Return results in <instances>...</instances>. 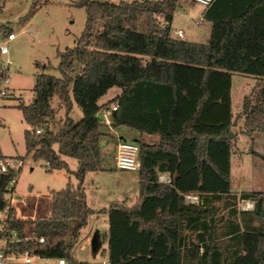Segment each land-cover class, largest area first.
Wrapping results in <instances>:
<instances>
[{
	"label": "trees",
	"instance_id": "16d2710c",
	"mask_svg": "<svg viewBox=\"0 0 264 264\" xmlns=\"http://www.w3.org/2000/svg\"><path fill=\"white\" fill-rule=\"evenodd\" d=\"M81 3L87 11L86 27L74 47L59 53L62 76L37 74L33 102L26 105L19 98L18 104L31 126L24 133L27 154L32 152L35 160L44 159L50 170L69 169L62 155L75 158L78 167L73 173L78 184L68 183L52 192L51 216L34 224L33 237H44V243L25 240L24 220L14 207L8 231L16 229L21 246L44 257L94 264L75 260L71 251L93 212L84 187L86 175L102 169L105 123L100 118L104 105L99 101L116 86L122 93L112 99L118 104L112 127L158 134L159 141L139 144L138 201L114 205L108 211L109 230L104 241L110 264H264L261 192L240 194L241 199L253 200L255 209L243 212L241 222L228 220L222 235L235 241L236 249L230 254L223 253L217 242L213 217L215 202L237 198L231 184L237 138L232 72L264 78V0H212L202 19L212 24L206 43L171 35L179 0ZM158 17H163L166 25ZM100 20L103 30L95 35ZM3 33L8 36L13 32L5 28ZM143 57L149 60L144 62ZM55 94L67 107L57 131L51 129L57 114L51 105ZM73 101L83 112L79 121L70 116ZM251 104L245 97L243 133L253 137L258 130L263 132L264 160V85ZM37 128L42 133L37 134ZM160 171L172 174L171 185L158 181ZM10 178L0 179L1 190ZM189 192L200 195L199 205L185 203L183 194ZM231 198L226 199V205L234 218L238 211L231 207L235 204ZM6 205L0 193V207Z\"/></svg>",
	"mask_w": 264,
	"mask_h": 264
},
{
	"label": "rangeland",
	"instance_id": "374dc122",
	"mask_svg": "<svg viewBox=\"0 0 264 264\" xmlns=\"http://www.w3.org/2000/svg\"><path fill=\"white\" fill-rule=\"evenodd\" d=\"M82 1L84 0H0V46L6 44L9 48L7 54L0 55V63H11L8 69L11 94L0 101V153L24 159L16 185L18 197L13 206L18 217L24 220V231L28 237L34 236V224L37 219L51 216L53 190L65 188L68 183L77 186L78 179L73 172L78 167V161L65 156L69 169L50 170L44 159L35 160L32 152L27 154L24 133L25 130L31 129V126L24 120L22 110L18 107V97L23 96L26 105L33 102L36 75L39 73L62 76L58 69L59 53L74 47L86 27L87 11ZM100 1L119 3L133 0ZM179 3L172 21L171 35L176 37L175 31L182 29L185 33L182 39L208 42L211 23L207 20L199 23V19H203L206 6L195 0H179ZM158 20L162 25H166L163 17H158ZM5 28L11 29L15 34L14 39L9 40L7 35H4ZM101 30L103 22L100 20L95 35ZM147 60L149 57H143L144 62ZM79 71L80 66H77L76 72ZM232 80L233 130L237 138L231 159V184L233 194L237 198H229L234 201L235 204L231 207H235L238 214L234 218L230 215L231 208L226 205L228 197L215 202L213 206V217L217 222V242L225 254H230L236 249L235 241L222 235L227 229L228 220L241 222L243 212L251 213L255 209L253 202L254 209L245 210L243 205L247 199H241L240 194L243 191H259L264 195V160L259 155L263 150V132L258 130L253 137L243 133L244 98L247 97L253 105L255 93L264 85V78L233 71ZM120 92L121 88L112 87L100 99V104L112 106V99ZM51 105L57 111L55 120L51 122V129L57 131L63 125L67 107L58 94L51 98ZM70 116L75 121L83 117L82 109L75 102ZM102 130H109V126L103 125ZM116 141L110 138L108 144L102 148V169L87 173L85 178L87 202L93 212L87 225L80 230L78 240L71 251V256L78 261L95 264L108 260V247L104 237L109 230V209L122 203L133 205L139 199L140 172L116 167ZM55 149H58V145H55ZM74 224L73 221L71 228ZM96 234L101 238L100 246L94 253L93 239ZM189 235L195 239L194 233ZM67 240L70 242V238ZM50 264H57V260L52 259Z\"/></svg>",
	"mask_w": 264,
	"mask_h": 264
},
{
	"label": "built area",
	"instance_id": "2783aa9c",
	"mask_svg": "<svg viewBox=\"0 0 264 264\" xmlns=\"http://www.w3.org/2000/svg\"><path fill=\"white\" fill-rule=\"evenodd\" d=\"M208 6L211 4L212 0H195ZM199 23L201 20L199 19ZM175 36L177 38H183L185 33L182 29L175 31ZM7 38L9 40L15 38L14 33H10ZM9 52L8 46H0V55H5ZM11 63H0V101L4 98L10 96V86H9V75L8 69L10 68ZM18 98H23L19 96ZM118 108V104L114 103L112 106H103L100 111V118L102 121L111 125L112 114ZM37 134L42 133V129L37 128ZM24 164V159L14 156H4L0 154V179L5 176H11L10 180L5 185L4 189L0 193L2 200L6 201L7 205L5 207H0V264H50L51 260L54 258L44 257L40 253L29 249L23 248L21 246L22 238L19 235L16 229L8 231L7 226L10 219V209L13 208L15 199L18 197L16 190V185L18 182V175ZM116 167L124 170H140L141 168V159H140V146L138 143L130 141L125 138H121L117 142L116 147ZM158 181L163 184L171 185L173 181L172 174L169 171H160L158 173ZM184 201L187 204H196L201 203V197L197 193H184ZM247 199L244 202L243 208L245 210L254 209V201H249ZM25 240L31 241L35 240L39 243H44V237H28L26 236ZM57 264H68L65 258H55ZM95 264H110L109 261H104L102 263Z\"/></svg>",
	"mask_w": 264,
	"mask_h": 264
},
{
	"label": "crops",
	"instance_id": "0c3cea01",
	"mask_svg": "<svg viewBox=\"0 0 264 264\" xmlns=\"http://www.w3.org/2000/svg\"><path fill=\"white\" fill-rule=\"evenodd\" d=\"M202 20V19H200ZM203 21V20H202ZM211 23V22H210ZM202 24V22L200 23ZM212 26V24H211ZM122 93V89L121 92L119 94ZM118 94V95H119ZM100 103V102H99ZM245 119V118H244ZM107 125V124H105ZM109 126V130H104L103 132L105 133V135H103L102 139V145L103 147H105L108 142L110 141V138L112 139V141L114 139H116V143L118 142L119 139L121 138H125V139H132L133 141H136L140 144V142H145V143H149V144H153V143H157L159 141V135L158 134H147V133H142L138 130L126 127V126H121V127H112V125H108ZM157 136V138H156ZM158 140V141H157ZM234 152V150H233ZM263 153V150L260 152V157L261 154ZM1 155H3L2 153H0ZM5 156V155H4ZM66 155H62V158L66 161L65 159ZM69 157V156H67ZM262 158V157H261ZM67 162V161H66ZM68 163V162H67ZM71 184V183H70ZM74 186V185H73ZM53 191H57V190H53ZM51 202H52V197H51ZM15 208V207H14ZM16 209V208H15ZM20 218V217H19ZM22 219V218H21ZM99 238H101V236L99 235ZM105 242V241H104ZM107 243V242H106ZM107 247H108V243H107ZM108 261V260H107Z\"/></svg>",
	"mask_w": 264,
	"mask_h": 264
},
{
	"label": "water",
	"instance_id": "95a60500",
	"mask_svg": "<svg viewBox=\"0 0 264 264\" xmlns=\"http://www.w3.org/2000/svg\"><path fill=\"white\" fill-rule=\"evenodd\" d=\"M99 246H100V238H99V234H96V236L93 239V251H94V253L97 252Z\"/></svg>",
	"mask_w": 264,
	"mask_h": 264
}]
</instances>
